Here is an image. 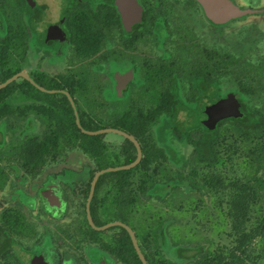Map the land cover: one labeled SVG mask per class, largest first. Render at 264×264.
Listing matches in <instances>:
<instances>
[{"label":"flooded vegetation","instance_id":"af4514ba","mask_svg":"<svg viewBox=\"0 0 264 264\" xmlns=\"http://www.w3.org/2000/svg\"><path fill=\"white\" fill-rule=\"evenodd\" d=\"M0 1V7H5L9 21L5 28L0 21V45L8 44L11 49L6 65H0V79L4 72L14 73L13 76L25 72L28 67L26 64H30L34 69L28 67L25 73L35 83L63 80L82 82L87 88H72L73 96L68 89H56L53 94L60 95L57 97L59 100L66 96L70 102L69 95L77 111L90 112L92 107H96L95 111L104 118L115 113L118 127L105 126L100 130L117 129L129 134L123 129L128 113L186 114L189 111L206 113L210 109H216L219 98L231 93V90L222 88L223 80H230V55L255 70L251 74L258 82L256 87L261 86L259 94L263 98L258 100L260 105L254 107L249 104L248 107L264 112V42L256 53L245 56L230 50V43L224 46L219 41L220 33L230 32L227 31V26L249 18L258 17L255 23H262L253 27L264 32V0H229L248 14L221 25L208 22L195 0H134L137 7L129 9L127 18L117 4L119 0ZM47 27H56L61 32L57 34L49 30L43 34L44 29L48 30ZM220 53L226 55L229 61L228 74L221 78V82L218 68ZM251 74L248 73V76L251 77ZM23 80L26 79H16L19 83ZM91 80L98 81L97 94L94 86L89 88L88 82ZM27 95L21 89H16L11 94L12 97ZM91 97H96L95 104L89 101ZM80 98L86 103L82 104ZM70 105L74 110L71 102ZM62 108L54 105L51 112L61 111ZM28 118V121L22 118L17 120L20 126L26 128L22 137L38 136L40 140H44V131L51 121H40L33 114H28ZM102 135H105L106 151L111 156L114 155L111 160L124 162L123 152L127 138L115 134L122 141L117 144V148H113L108 143V133ZM76 150L85 155L77 147L65 146L57 161L47 158L37 171L22 168L17 155L7 163L3 162V165H7L4 169V186L13 177L18 182L17 187H29V191L21 192L24 200L18 195L16 206L6 209L12 214L23 216L31 231L12 235L14 243L8 252L14 258L4 259L0 255V264H11V261L16 264H133L122 257L125 234L121 228L125 229L124 227L113 225L99 230L93 226L101 228L113 223L129 226L144 254L143 241L141 246L137 228L130 216L133 213V210L130 211L132 206L123 219L118 215V205L112 203L110 195L109 200L101 206L100 203L97 204L95 217L90 211L93 225L91 224L87 212L88 200L94 177L100 171L95 172L90 181L91 168L83 167L78 172L71 169L70 163L73 161L69 154L76 153ZM60 165L66 166L60 172H50V169ZM103 175L99 176L98 181ZM133 175L130 176L129 191L136 196L137 190L132 188ZM89 182L90 191L85 199L83 191ZM110 189L111 184L103 185L98 198L106 196ZM120 189L121 180L117 182L119 194ZM95 192L96 186L94 196ZM136 205L137 203L133 207ZM22 206L29 210L30 216L26 217ZM148 226L147 240L154 243L152 232H149L151 224ZM127 233L129 234L128 231ZM129 237L131 238L130 234ZM20 255L29 257L28 262L24 259L21 263L18 259ZM146 261L147 264H152V255L148 254Z\"/></svg>","mask_w":264,"mask_h":264},{"label":"trees","instance_id":"16d2710c","mask_svg":"<svg viewBox=\"0 0 264 264\" xmlns=\"http://www.w3.org/2000/svg\"><path fill=\"white\" fill-rule=\"evenodd\" d=\"M0 21L3 27L8 26L9 21L4 6L0 7ZM81 25H84V23ZM8 46V44L0 45L1 67L6 65V61L9 60L11 55V49L10 46ZM13 50L15 49H12V51ZM228 63L227 56L220 53L218 62L220 82L221 78L228 74ZM19 70L20 69H18V71ZM254 72L255 70L250 69V67L248 68L240 59L230 55V80L225 78L223 82L230 83L232 81V88H227L226 90H231V93L236 94L235 98L238 104H240L239 109L246 115L244 120L226 118L219 121L215 128L209 129V127H207V120L204 118V113H199L197 111L187 112L184 115V121L179 120V112H158L154 114L138 112L136 114H126L127 118L125 119L123 129L137 139L143 153V158L140 164L131 170L112 172L101 176L96 185L95 196L90 208L91 215L95 217L96 211L98 210L97 204L100 203L101 206L102 203L109 200L108 197L110 195H112V203L118 205V215L125 219L129 214L128 210L130 206H132L130 211L133 210L134 212L135 209L133 205L141 202L143 196H147V194L148 196L153 195L161 197L163 200L172 191L183 187V185L188 191H200L203 189L204 186H199L194 183L193 179L195 177V172H192V170L189 171L186 177H182L180 173L175 172L173 174L169 173L170 177L166 181H159L158 176L160 173H163V170L158 165H161L163 161L172 162L177 167H185L188 164L184 159L185 157L180 156L179 152L170 144L172 140L182 142L187 147H192L195 159L203 163L205 162L207 165L214 166L220 161L219 146L230 136V126L232 127L231 130L234 132L233 134L239 133V136L246 142H252L255 138L258 139L260 136L264 135V112L248 107L249 104L255 107V103L259 98V87H261H256L258 86V82H256V77L251 74ZM248 73L251 74V77L248 76ZM13 75L14 73L4 72L0 79V84ZM36 83L40 84L46 90L68 89L72 96L74 95L72 88H87L82 82L77 80H63L61 82L43 81L41 83L36 81ZM88 84L90 85V89L94 86L95 90L98 91L99 87L97 82L91 80ZM16 89L25 90L28 94L27 96L21 97L23 99L22 104L13 103L12 99L15 97H12L11 94L14 93ZM58 96L60 95L46 94L26 80H23L21 83L14 81L0 90V189L3 188L6 181L4 169L7 165H3V162L6 160L4 157L6 149L7 151L13 152L11 157L7 158V161L12 160V156L17 155L18 162L22 168L25 170L37 171V169L45 163L47 158L57 161L61 153L60 151L63 150L65 146L68 148L77 147L92 159L95 164V168L91 170L90 181L95 172L110 166L108 163H110L114 155L111 156L106 151L104 144L105 135L90 136L83 134L77 126L76 116L68 98L62 96V100H59L57 99ZM54 105H60L63 108L61 111H53V114L51 108ZM95 110L96 109L90 112L78 111L80 124L85 130L98 131L105 126L112 128L118 127L115 121V113L109 114L104 118ZM28 114H33L35 118L40 121H51L47 124V128L44 131V140H40L38 136H27L25 137L26 139L22 140V135L26 128L25 126H20L17 120L22 118L24 121H28ZM153 127L155 134L154 141L152 140ZM125 144L126 147L123 152L124 162L118 161V163H122L121 165L131 164L137 157L135 145L128 139H125ZM249 155L254 156L252 152ZM261 168L262 165H258V169ZM137 171L141 172L142 179L138 188L139 191L135 196L129 191L131 190L129 189V181L131 174ZM219 178V176L211 177V180L213 179L212 182L210 181L211 187L222 190L229 189L230 187L225 186L223 181ZM120 180L121 194L117 192V182ZM188 181L189 184L187 183ZM255 181L257 183L254 184L257 187H264V180L262 178L255 177ZM105 184H111L112 189L107 192L106 196L99 199L98 192ZM90 185L91 183L89 182L85 191H83L85 199L89 194ZM161 185L164 191L159 195L157 194L156 187ZM255 193L256 191H254L253 186H251L250 189L246 188V186H241L235 190L228 206L229 214L235 224L236 232L240 233L237 240L238 246L230 253L228 258L223 254H218L205 263L240 264V261L247 257V245L252 240V237L243 232L242 228L248 220L250 204L254 199L253 196ZM19 197L24 200L23 194L20 193ZM166 226L165 223L160 221L156 227L151 225L150 230L155 240V246L157 247L158 244H160V251L156 250V252L162 258L164 257L162 248L168 247V240L165 237ZM263 230L264 217L261 219L255 232L262 234L264 232ZM30 231L31 229L29 230V225L25 223L23 216L12 214L7 209L4 210L0 216L1 257L12 260L14 256H10L11 253L8 252L12 249L14 243L12 235L27 234ZM121 231L125 234L122 241L124 248L122 251L123 259L133 264H142L129 234L123 228H121ZM136 232H138L137 238L140 240L142 246V241L146 243L148 232L145 235H141L138 230H136ZM9 238H11L10 241L8 240ZM143 252L145 258L148 259V254H146L144 250ZM171 252L172 259L177 262L186 261L198 264V258L200 260L202 259V261L206 258V255L204 256L206 252L203 246L178 244L172 247ZM170 262L174 264L172 261ZM11 264L16 263L11 261ZM152 264H155V261Z\"/></svg>","mask_w":264,"mask_h":264},{"label":"rangeland","instance_id":"374dc122","mask_svg":"<svg viewBox=\"0 0 264 264\" xmlns=\"http://www.w3.org/2000/svg\"><path fill=\"white\" fill-rule=\"evenodd\" d=\"M240 3L241 5L243 4L242 2ZM258 19V17L249 18L227 26L229 29L227 30V27L225 29L230 32L220 33V45L226 46L230 43V50L238 52L239 55L245 54L247 56L249 53H256L258 47H261L264 42V32L258 31L253 27L262 23H255ZM26 65L34 69L30 64ZM231 82H223L222 88L224 90L232 88ZM95 93L97 94L98 92L95 91ZM89 94L92 93L89 92ZM95 98L91 97L89 100L91 104H95ZM262 98L263 95L259 94L258 100ZM80 99L82 104L86 103L84 99ZM12 100L16 104L23 103L21 97H15ZM257 101L255 105H260V102L258 101V103ZM94 109L96 107H92L90 111ZM184 115L180 114V121L185 120ZM231 129L232 127L230 126V136L219 146L220 161L214 166L207 165L205 162L203 163L195 159L192 147H187L182 142L170 141V144L178 150L179 155L185 157L184 159L188 164L185 167H177L172 162L163 161L161 165H158L163 170V173L159 174L158 180L164 182L170 177L169 173L173 174L175 172L180 173L182 177H186L189 171L192 170V172H195L194 183L199 186H204V188L200 191H188L183 185V187L172 191L163 200L161 197L148 196L147 194L134 207L135 211L130 216L133 225L141 235H145L148 232L149 224L156 227L162 221L167 225L165 228V237L168 240V247L162 248L164 259L156 252V250L160 251V244L156 247L155 240L154 243L148 242L147 239L146 243L143 242V250L149 255H152L155 264H172L170 261L174 264H197L186 261L177 262L172 259V247L178 244L203 246L205 248L206 253L204 256L206 255V258L204 261L198 258V264H207L205 263L206 261L218 254H223L228 258L230 253L237 248V240L240 234L236 232L235 224L229 214L228 203L235 190L241 186H246L248 189L253 186L256 193L250 204L248 220L242 228L243 232L252 237V240L247 245V257L243 258L240 264H264V232L262 234L255 232L261 219L264 217V187L259 188L254 184L257 183L255 177L264 180V135L258 139L255 138L252 142H246L239 136V133L233 134L234 132ZM152 132V140L154 141V127L152 128ZM24 139L26 138L23 137L22 140ZM107 139L113 148H117V144L122 141V138L115 134H108ZM76 151V153L71 152L69 154L73 161L71 162L72 164L70 163L71 169L78 172L83 167L85 169L88 167L91 169L95 168L94 162L88 156L83 155L78 150ZM251 152L254 156L249 155ZM12 153V151H7L6 149L4 154L6 160L4 163H7V158L11 157ZM108 164L110 165L108 168H111L121 166L122 163L111 160ZM258 165H262V168L258 169ZM65 166L60 165L54 167L50 169V172H60ZM140 173V171H137L132 176L134 179L132 188L137 190V193L142 179ZM212 176H219V179L223 181L225 186H229L230 188L226 190L212 188L210 185V181H213V179L211 180ZM15 181L13 177H10L6 185L0 189V201L3 203V206L0 208V214L6 208L16 206V199L21 192L25 193L29 191V187H17L18 182ZM187 183L189 184V181ZM10 184L13 186H10ZM156 191L157 194L161 195V192L164 191L163 186L156 187ZM22 207L26 213V217L28 215L30 216L29 210L24 206ZM27 244H30V242ZM18 254L20 253L18 252ZM28 258L20 255L18 259L23 263V260L25 259L27 261Z\"/></svg>","mask_w":264,"mask_h":264},{"label":"water","instance_id":"95a60500","mask_svg":"<svg viewBox=\"0 0 264 264\" xmlns=\"http://www.w3.org/2000/svg\"><path fill=\"white\" fill-rule=\"evenodd\" d=\"M195 1L197 3H199V5L201 6L202 11H203L204 16L207 19V21L212 23V24L221 25V24L226 23L232 19H235L237 17H242V16L248 14L247 11L236 7L229 0H195ZM28 2H30V0H28ZM117 4H118L122 14L126 18H127V15L129 16V11H130L129 9H131V7H137V4L134 0H119L117 2ZM47 28H48V30L44 29L43 34L47 33L46 31H49V30H51L50 31L51 33H53V31L56 33L61 32L60 29H58L56 27H47ZM19 77H23L24 79L28 80L32 85H34L36 88H38L39 90H41L42 92H44L46 94H53L56 92L54 90H46V89L40 87L25 72H21V73L15 75L13 77L7 79L5 82L1 83L0 84V90L5 88L10 83L16 81V79H18ZM66 95H68V93H66ZM68 97L71 100L70 102H71L72 106L74 107V113L76 116L77 126L79 127V129L82 131L83 134L90 135V136L102 135V134H106V133H108V134L109 133L119 134V135H122L125 138L129 139L130 141H132L134 143V145L136 146L137 152H138L137 158L133 163L126 165V166L117 167V168L105 169V170L98 172L95 175L94 180H93L92 185H91V192H90V196H89V200H88L89 204L87 206L88 217H89L91 224L93 225V222H92L91 216H90V207L89 206H90V202L92 201V198L94 196L95 186H96V183L98 181L99 176L106 174V173L124 171V170L135 168L137 165L140 164L143 155H142V150H141V147H140L138 141L133 136H131L125 132H122V131L117 130V129H103V130H98V131L85 130L80 124L78 111L75 108L74 101L71 99V97L69 95H68ZM204 118L207 120V127H209V129H213L216 127L218 122L223 120V119L231 118L233 120H244L246 118V115L239 109V104L235 98V94L229 93L228 95H225L224 97L219 99L216 109H214V110L210 109L208 112L204 113ZM2 206L3 205L0 202V208ZM113 225H120V226L124 227L129 232V234L131 236L132 243H133L135 250L139 256V259L141 260L142 264H147L146 258H145L144 254L142 253V251L138 245V241L135 237L134 231L129 226L124 225L122 223L108 224V225L101 227V228H97V227H95V225H93V226L96 229L102 230V229L108 228V227L113 226Z\"/></svg>","mask_w":264,"mask_h":264}]
</instances>
